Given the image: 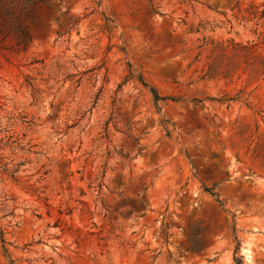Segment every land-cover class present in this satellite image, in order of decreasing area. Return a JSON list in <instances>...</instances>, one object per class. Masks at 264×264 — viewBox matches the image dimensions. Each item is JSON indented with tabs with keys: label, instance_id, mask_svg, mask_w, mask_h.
I'll return each mask as SVG.
<instances>
[{
	"label": "rangeland",
	"instance_id": "1",
	"mask_svg": "<svg viewBox=\"0 0 264 264\" xmlns=\"http://www.w3.org/2000/svg\"><path fill=\"white\" fill-rule=\"evenodd\" d=\"M261 58L264 0H0V264H264Z\"/></svg>",
	"mask_w": 264,
	"mask_h": 264
},
{
	"label": "trees",
	"instance_id": "2",
	"mask_svg": "<svg viewBox=\"0 0 264 264\" xmlns=\"http://www.w3.org/2000/svg\"><path fill=\"white\" fill-rule=\"evenodd\" d=\"M261 61H262V66L264 67V58H261ZM152 94H153V101L156 103L159 100V98L157 97V95L153 91H152ZM204 191L208 192L210 194V196H212L214 198L215 202L219 206H221L220 201L218 200L216 195L210 191V189H208V190L204 189ZM227 229H229V231L231 232V235H234L235 228H234V224L233 223H231L229 226H227ZM234 241H235L234 252H233V254L235 255L234 256V264H242L241 258L240 257H236V254L238 252V244H237L235 238H234ZM1 243L4 245V241L3 240H1ZM199 249H200V246L197 243L192 242V244L190 246V251L195 252V251H198ZM2 250H3L5 255L8 254V252H7V250L5 249L4 246L2 247Z\"/></svg>",
	"mask_w": 264,
	"mask_h": 264
}]
</instances>
